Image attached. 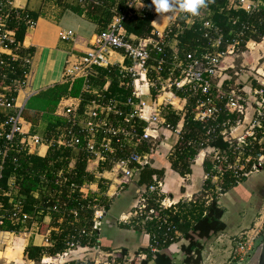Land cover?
Segmentation results:
<instances>
[{
  "label": "built area",
  "instance_id": "1",
  "mask_svg": "<svg viewBox=\"0 0 264 264\" xmlns=\"http://www.w3.org/2000/svg\"><path fill=\"white\" fill-rule=\"evenodd\" d=\"M62 1L93 8L105 0ZM216 2L205 0L204 6L195 15L174 8V16L164 30L153 29L154 36L140 37L128 33L123 20L134 12L144 10L148 5L147 0H114L109 5L114 13L112 19L95 32L83 54L71 52L67 58L63 81L83 78L81 93L61 96L52 113V125L41 131L39 120L37 123L27 120L22 113L23 104L18 103L19 92L30 83L33 51L23 45V40L16 39V30L10 22H22L27 32L36 24L39 15L49 14L50 7L62 6L58 0H41L38 15L34 18L32 11L26 6H16L15 0H0V179L7 158L12 156L15 162L3 192L13 197L11 206L4 208L0 200V236L16 231L3 229L8 221L13 225L21 224L18 230L26 234H42L43 246H53L51 231L59 232L60 223L64 220L67 226L65 246L53 254L43 253L39 261L33 260L31 264H131L132 258L120 251L100 253L96 257L89 255L87 250L99 245L98 235L106 212L104 205L96 201L95 194L101 191L110 198L109 190L113 185L118 190L129 182L138 167L149 163L158 151L161 133L165 135L163 131L166 129L172 130L176 136V142L169 147L168 157L173 159L178 150L193 147L197 150L193 161L198 156L211 160V167L204 173V182L208 180L209 187L201 196L188 195L176 199L164 190V180L160 178L142 191L136 208L123 217L144 230L149 238H154V242L150 243L152 251L157 250V237L147 229V221L166 223L167 231H173L178 237L181 231L169 219L172 214L197 208L202 200L206 207L213 196L218 199L223 194L227 174L239 184L249 175L264 169L263 67L256 70L261 86L257 83L248 92L235 81L218 79L223 69L221 63L226 56L256 42L251 36H246L244 29L247 28L251 34L255 33V29L244 25L236 36L225 42V48L220 49L224 38L214 24V10L211 7ZM225 2L233 9H242L250 14L264 10V0ZM152 11L156 12L154 8ZM191 25L203 31L205 41L200 46V52L199 46L183 47L178 37L185 27ZM59 37L61 40H75L76 32L72 28H64ZM114 51L120 52L123 61L113 62L111 54ZM112 66L118 71L120 96L107 94L109 81L103 85L91 83V79L98 75V68ZM165 92H168L167 96ZM173 97L184 99L186 106H177ZM252 100L256 104L255 115L245 132L235 133ZM169 111L181 115V119L175 123L169 120ZM190 116L201 124L202 132L187 137L189 130L185 128V123ZM219 136L226 138L227 147L211 145V141ZM144 142L148 144V149H139ZM44 147L66 150L70 161L62 162L64 156L61 155L59 164L52 163L49 170L41 174L37 192L42 189L48 196V203L31 215L23 210V202L17 197L18 183L23 174L18 171L16 154L24 152L42 156ZM126 148H131V151L124 155ZM84 154L87 165L95 163L100 167L94 170L86 166L95 178L84 179L80 183L72 177L76 175L75 162ZM49 172L52 176L47 175ZM104 172L112 173L115 182L103 176ZM51 184L58 189L52 191ZM94 184L99 186L100 191L93 190ZM62 188L67 189V197L79 191L80 199L90 198L87 206L93 209L91 215L83 213L82 216L78 207H70L66 213L64 208L68 201L60 197ZM150 200L153 206L149 205ZM53 212L63 213L55 218ZM206 212L204 208L202 214ZM46 215L51 216L52 223L42 233L41 220ZM53 222L58 224L54 225ZM263 228L264 220H258L233 237L234 264H245L249 260ZM81 250L85 251L79 256ZM145 257L144 252L136 256L137 259ZM10 263L4 261L0 264Z\"/></svg>",
  "mask_w": 264,
  "mask_h": 264
},
{
  "label": "trees",
  "instance_id": "2",
  "mask_svg": "<svg viewBox=\"0 0 264 264\" xmlns=\"http://www.w3.org/2000/svg\"><path fill=\"white\" fill-rule=\"evenodd\" d=\"M113 2L114 0H105L103 4L95 5L93 8H87L82 4H71L69 2L58 0V4L61 5L62 8H70L75 12L84 14L92 20L96 21L98 25L97 30L103 28L112 19L114 13L110 10L109 5ZM147 2L148 5L144 10H142L141 12H134L133 15L123 20L124 28L128 33H132L140 37L155 35L153 32V26L151 24V21L154 17V12L152 11L154 6L152 5L151 0H147ZM211 7L214 10V13L212 15L214 24L219 28V32L223 35L224 38V43L221 45L220 49L225 48V42L230 41L234 36H236V34L243 28L244 25L246 27H253L255 29V33L251 34L249 30L245 28L244 30H246L245 34L247 37L251 36L253 39L260 41L262 39V36H264V10L258 13L250 14L242 9H233L230 6H227L225 0H217L216 3L211 4ZM31 13L34 18H36L38 15L36 12ZM10 25L13 26L16 30V39L23 40L26 33L25 24H23L22 22L16 23L11 20ZM178 37L183 47L195 48L196 46H199L198 52L201 51L200 46L205 41V38L203 37V31L196 25L185 27L178 34ZM243 49H245V46H243L241 50ZM31 50H33V48H31ZM19 72L21 73V70H19ZM106 76L110 77L111 79L110 85L107 89V94L120 96L121 88L118 85V71L115 66H112L110 68H98V75L94 76L91 79V83L103 85ZM257 78V76H253V78H250V86L258 85ZM231 79L232 78H228V80ZM83 84V78L78 77L72 82H58L52 86L40 90L35 94H32L28 98L23 108L22 113L24 117L31 122L37 123L38 117H40V115H43L49 121V125H52V113L55 110L60 97L65 94H71L75 96L79 95L83 88ZM248 106L246 110L248 109ZM233 116L235 117V114ZM167 117L174 123L178 119V116L170 111L167 113ZM185 128L189 130L186 134L187 137L190 135H197L202 132L201 124L198 121L191 119V116L186 119ZM225 139L226 138L219 136L215 140L211 141V145L225 148L228 145L227 140ZM139 149H148V144L144 142V144L140 146ZM130 151L131 148H126V150L124 151V155L129 154ZM196 152L197 150L193 147H185L181 150H178L176 156L173 159L170 158L171 160H169L168 162V167L167 165H164V163H155L156 159L152 158L149 163L138 167L136 174L130 180V182L124 184V188H130L131 186H134L140 187L141 190L144 191V189L150 183L160 178L164 180L165 187L166 171L173 169L177 171L181 176H184L185 173L191 172V164L194 162L192 159ZM67 153L68 152L66 150L63 151L61 149L51 148L44 156L24 152L16 154V162L19 166L18 171L23 174V178L19 180L18 183L17 197L21 198L24 211L28 212L31 215H34L35 210L48 203L46 201V199L48 198L47 194L44 193L42 189H39V192H37L40 176L41 174H43V172L49 170L52 163H55L56 165L59 164L61 155L64 156L62 162L69 163L70 160L67 158ZM86 159L87 158L85 154L84 157L83 155H80L75 162L76 175L72 178L77 179L76 181L80 183L84 179L95 178V175L86 169ZM13 165H15V162L13 161V157L10 156L5 162L3 175L0 179V200L3 203V207L7 209L11 206V200L13 197L6 195L3 192L7 187V178L12 171ZM203 165L205 171L209 170V168L211 167V160L208 157L205 158L203 160ZM47 175H51L50 172L47 173ZM236 185L237 183L234 181L231 175L227 174L224 182L223 193ZM51 186L53 187L52 191L54 189H58L54 184H51ZM208 187L209 181L206 180L203 184V194H205V191L208 189ZM61 190V199H65L68 201L67 205L64 208L65 210H68L70 207H78L82 216L83 213H85L87 216L91 215L93 209L87 206L90 198L80 199L79 191L74 192L71 197H67V189L62 188ZM95 196L97 198L96 201L104 205L106 211L110 209L112 205L111 201L114 199H110L109 197L105 196L101 191L97 192ZM152 204L153 203L150 200L149 205ZM204 208L207 209L206 214H202ZM224 211V207L221 206L218 202V199L213 196L212 200L206 207L204 206V201L202 200V203L197 208L191 207L185 213L183 212L181 214H172L169 219H171L175 226L181 231V235L178 237H175L173 231H167L166 223H161L159 221H147V229L152 230V232L156 234L157 241L155 243L157 245V250H151L150 243L154 242V238L150 237L149 245L140 246L134 252L135 254L144 252L146 254V257L141 260L133 258L131 260V264H148V261L150 260H154L156 264H173L172 253L169 250V247L173 243L179 241L181 238L186 240V243L181 244L180 251L178 253L182 261L185 264H200L202 261V250L204 247L203 239L206 240L226 228V223L222 218ZM61 213L53 212V217L56 218ZM53 224L57 225L58 222H53ZM19 227H21V224L13 225L8 221H6V223L3 225V229L6 230H18ZM134 227L140 228L137 225H134ZM47 228L48 224L42 222L40 225V230L44 232L47 230ZM66 228V220H64V222L60 223L59 232H56L54 230L51 231V237L54 240L53 246H43L36 244L28 245L26 247V254L28 258L39 261L43 253L47 252L48 254H53L56 251L62 249L65 246L64 236L67 231ZM171 236L173 240L171 239ZM84 242L85 241H83V243ZM105 249L110 250L109 248ZM120 252L122 254H128L129 248L121 247Z\"/></svg>",
  "mask_w": 264,
  "mask_h": 264
},
{
  "label": "crops",
  "instance_id": "3",
  "mask_svg": "<svg viewBox=\"0 0 264 264\" xmlns=\"http://www.w3.org/2000/svg\"><path fill=\"white\" fill-rule=\"evenodd\" d=\"M15 4L16 6H26L30 11L38 14L41 0H15ZM49 9L50 15H39L36 19V24L26 32L23 39V45L25 47H29L30 49L33 48V57L29 74L30 83L28 87L21 90L18 94V103L23 104V106H25L28 98L32 94L63 81L65 65L70 53L73 52L76 55L83 54L97 31L98 25L96 21L84 14H79L70 8L50 7ZM170 10V13H154V17L151 21L153 29L159 31L165 29L169 20L174 16V8ZM64 28H72L76 32L75 40H65L66 42L64 43L60 41L59 35ZM263 42V39L260 41L256 40L255 43H250V47L246 48H253L255 45H259ZM230 56L231 55L226 56L222 61L221 64L223 69L218 79L229 81L228 78H232L231 82H237L248 92L252 87L250 86L251 84L248 82H242L240 84L238 79L235 78L229 70V67H232V65L230 64L229 66L225 64V59ZM111 59L115 63L123 61L119 51L112 52ZM106 81H109L108 85H110V77L106 76L103 84H105ZM144 90L147 94V89L144 88ZM167 94L168 92L164 93L165 96H167ZM154 99L156 98L154 97ZM173 100L179 107L186 106V102L182 98L173 97ZM255 107V101L252 100L235 133H241L248 128L252 117L255 115ZM181 112L183 113L184 111ZM178 119H181V115H178ZM38 120L41 131L49 127V121L43 115L38 117ZM164 132L165 130L163 133ZM164 136H166V138H164L165 152H168L169 147L176 142V136L174 134H165ZM48 151V148H42V156L46 155ZM152 158L156 159L157 162L155 161V163H164L167 167L169 166V160H171L167 153H161L159 149ZM203 160V156H198L194 160L191 164L192 170L188 172V176H181L173 169L167 170L164 190L176 199L188 195L198 197V194L203 191L204 184L205 169ZM196 165H200L201 169V177L199 178L200 186L196 184L195 180L194 168ZM86 166L94 170L100 167L95 163H90V165L86 164ZM102 175L107 177L110 182H115V176L112 173L104 172ZM124 186L116 190L113 185L109 190L110 199H112L118 191H126L129 189H135L136 191L141 190L140 187L132 188L133 186H131L130 188H124ZM99 189V186L94 184L93 190L98 191ZM129 200L130 198L123 199L115 196V206L116 204H121V209L118 213H114L111 206L110 209L105 212L98 235L99 245L98 247L87 250L91 257H96L100 253L105 254L110 250L115 252L120 250L121 247H127L129 248V253L127 254L129 259L132 256L136 258L138 254L134 253L135 250L140 246L149 245V236L146 232L141 228H135L133 223L126 221L123 217L130 212V210L127 209L128 207L122 208L131 202ZM218 202L225 209L222 218L226 223V228L206 240L203 239L204 247L200 264H234L232 261V252L235 246L233 237L240 230L252 226L254 222L264 220V169L249 175L239 184L221 194L218 198ZM41 221L48 224V228H50L49 225L52 223L51 216H43ZM41 232L43 233V231ZM39 236H42V234L31 235L20 230L2 233L0 236V245L2 247L0 248V259H3V262H14L13 264H19L20 262L23 264H31L33 260L28 258L26 247L31 244L44 245L43 239L39 242ZM5 242L6 245H3ZM182 243H186V240L183 238L169 247L172 253L173 264H185L178 254ZM105 248H109L110 250H106ZM84 251L85 250L79 252V256H81ZM148 264L156 263L154 260H150Z\"/></svg>",
  "mask_w": 264,
  "mask_h": 264
},
{
  "label": "rangeland",
  "instance_id": "4",
  "mask_svg": "<svg viewBox=\"0 0 264 264\" xmlns=\"http://www.w3.org/2000/svg\"><path fill=\"white\" fill-rule=\"evenodd\" d=\"M170 12L171 10L166 11V13H170ZM45 15H50V14H45ZM60 41L63 43L66 42L65 40H61V39ZM224 62L226 65H229V66L230 64L232 65V67H229V70L231 74H233L240 83L242 82L249 83L250 78H253V76L254 77L257 76V71H256L257 68L263 67V70H264V42L260 43L259 45H255V47L253 48L245 47V49L239 51L238 53L231 54V56L225 59ZM257 83L261 86V83H259L258 81ZM243 132H245V130ZM164 134L172 135L173 132L170 129H166ZM164 142H165L164 135L161 133V141H160L158 148L161 153L168 154V152H165ZM194 173H195L196 184L200 186V180H199V178L201 177L200 165L195 166ZM132 188H134V186ZM117 193L115 196H117L118 198H123V199L130 198L129 201L131 202L122 208L124 209L128 207L127 209L131 211L136 208V205H138L140 196L142 195V190L136 191L135 189H129L126 191H123V190L118 191ZM201 194L202 192L199 193L198 196H201ZM115 196L112 198L114 200L111 201V204H112L111 206H112L113 212L118 213L119 210L121 209V204L119 205L116 204L115 206ZM42 239L43 237L39 236V242L42 241ZM259 242L260 240L258 241V243ZM3 245H6V242L3 243ZM0 248H2L1 245H0ZM119 251L120 250H117L115 252H119ZM131 258L133 259L135 258V256H132ZM2 260L0 259V263L3 262ZM26 263H29V262H26Z\"/></svg>",
  "mask_w": 264,
  "mask_h": 264
},
{
  "label": "clouds",
  "instance_id": "5",
  "mask_svg": "<svg viewBox=\"0 0 264 264\" xmlns=\"http://www.w3.org/2000/svg\"><path fill=\"white\" fill-rule=\"evenodd\" d=\"M205 0H151L154 10L159 14L173 8L185 11L193 15L197 14L200 7L204 6Z\"/></svg>",
  "mask_w": 264,
  "mask_h": 264
},
{
  "label": "water",
  "instance_id": "6",
  "mask_svg": "<svg viewBox=\"0 0 264 264\" xmlns=\"http://www.w3.org/2000/svg\"><path fill=\"white\" fill-rule=\"evenodd\" d=\"M260 242L257 243L254 252L251 254L249 260L245 264H264V228L259 238ZM258 240V241H259ZM11 262L10 264H13ZM19 264H23L20 262Z\"/></svg>",
  "mask_w": 264,
  "mask_h": 264
}]
</instances>
